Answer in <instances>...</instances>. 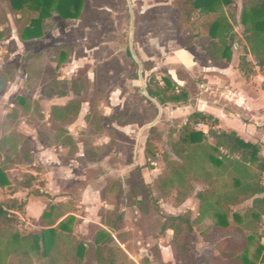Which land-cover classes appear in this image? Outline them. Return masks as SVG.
Listing matches in <instances>:
<instances>
[{
  "label": "rangeland",
  "instance_id": "obj_1",
  "mask_svg": "<svg viewBox=\"0 0 264 264\" xmlns=\"http://www.w3.org/2000/svg\"><path fill=\"white\" fill-rule=\"evenodd\" d=\"M255 1L234 0L231 8H224L236 56H241L245 44L242 11ZM32 16L36 17L19 14L9 0H0V167L7 168L11 183L0 188V204L15 196L21 201L29 198L31 191L20 184L30 180L29 174H37L32 191L48 194L42 197L48 210L55 200L61 204L58 223L72 218V233L86 245L81 264H150L159 242L171 245L163 230L171 226L170 216L188 219L187 211L196 206L189 201L182 207L175 191H160L157 179L166 173V153L183 122L171 119L172 105L160 118L162 106L150 97L147 86L167 72L165 62L174 51L186 49L202 57L209 25L218 16L199 14L190 0H84L79 19L63 21L54 14L45 22L40 40L19 41L16 34ZM8 82L10 89L3 95ZM62 94L67 95L66 103L79 102V117L71 125L44 121L42 99ZM26 125L54 147L61 161L58 167L66 170L63 176H55L54 164L45 168L42 157L31 162L30 141L22 129ZM60 130L72 136L74 158L57 142ZM226 180L224 176L222 182ZM245 209L234 212L243 216ZM19 218L24 227L17 225ZM8 219L15 221L0 232V264H52L42 257L41 248L29 261L7 259L15 246L12 236L25 238L21 245L32 247L31 237L40 231L25 212ZM185 229L174 230L179 264H191ZM256 238L248 257L252 264H264L254 255L264 243V224Z\"/></svg>",
  "mask_w": 264,
  "mask_h": 264
},
{
  "label": "trees",
  "instance_id": "obj_2",
  "mask_svg": "<svg viewBox=\"0 0 264 264\" xmlns=\"http://www.w3.org/2000/svg\"><path fill=\"white\" fill-rule=\"evenodd\" d=\"M11 8L20 14H31L29 23L20 32L23 41L39 39L43 36L44 23L57 14L61 20H77L84 10V0H9ZM194 10L204 16L216 15L218 18L209 25L208 33L211 43L209 56L218 63L221 59L231 60L232 26L224 15V8H231L234 0H190ZM244 27L245 48L240 57L239 71L247 79L256 75L255 68H259L264 75V0L245 6L240 18ZM1 40V34H0ZM253 57L254 63L248 61ZM165 87H160L153 79V90L149 88V95L157 98L162 105L168 102L181 103L185 95L171 86L167 79L163 80ZM264 87V84H263ZM81 106L77 101H71L66 107L52 108V116L64 125H71L79 117ZM204 124L209 128L207 134L197 131L195 127ZM219 120L201 112L193 113L180 129L179 136L172 143V151L177 160H167V174L159 181L160 191L170 194L176 192L177 199L184 201L194 192V183L204 182L207 186L198 192L199 214L193 221H183L181 218H171V226L179 232L182 227L190 233L191 226L213 220L209 230H223L220 240L226 236L229 239L221 242L220 251L230 259L229 264H252L248 253L250 245L256 241L264 224V158L261 147L243 141L236 132L219 128ZM74 156L77 147L66 130H60L56 137ZM210 140L213 144H210ZM222 150L226 155L222 154ZM7 168L0 167V188L11 187L6 174ZM226 182H222L223 177ZM27 181L21 182V188L39 196L40 191H32V182L36 178L29 175ZM222 185V189L220 188ZM16 192L13 194L15 195ZM251 202L245 209L244 215L235 213V209ZM26 201L11 198L0 204V232L4 228L13 227L11 214L24 212ZM57 208L50 206L42 216V230L39 235L31 237L37 248L42 249V257L50 258L52 264H81L85 259L86 245L79 242L70 228L72 218L68 222L58 223ZM233 219V222L230 219ZM58 227L54 228L56 224ZM241 226L246 233L238 229ZM236 227V229H234ZM166 229L164 226L163 230ZM186 234V237L188 236ZM102 236L98 241H104ZM1 241V238H0ZM27 241L17 235L12 236V245ZM11 244V243H10ZM241 250L242 254L237 256ZM256 258L264 263V246L258 244Z\"/></svg>",
  "mask_w": 264,
  "mask_h": 264
},
{
  "label": "crops",
  "instance_id": "obj_3",
  "mask_svg": "<svg viewBox=\"0 0 264 264\" xmlns=\"http://www.w3.org/2000/svg\"><path fill=\"white\" fill-rule=\"evenodd\" d=\"M44 33L45 23L43 36ZM16 38L19 41L28 42L23 41L20 38V33L16 34ZM41 38L35 40H40ZM206 42L207 45L200 50V53H202L203 55L202 57H196L193 52L188 51L186 49L176 50L173 53L174 56L171 55L166 59L165 65L168 66L167 72L165 74L163 73L162 77L155 76L154 79L159 82L160 87H165L163 80L167 79L170 82L171 86L177 90V92L184 93L186 97L184 102H168L164 105H162L157 98L152 97L158 101L160 106H162L163 110L160 113V118L163 116V114H165L169 105L174 106L175 109H173V111H175L171 113V119L180 118L183 122L180 128L178 129L177 134L174 135V141H176L179 136L180 129L186 124L187 119L193 113L201 112L207 115H211L219 120L220 129L225 131H234L243 141L259 145L261 147V155L264 158V75L260 72L259 68L257 67L255 68L256 75L250 77L249 79H247L242 73H240L238 67L240 57L245 54V44L241 56H236L234 50H232L231 60L229 62H227L226 59H221L218 61V63H216L209 56L208 48L211 43V39L209 38L208 31L206 36ZM248 61L254 63L253 57L251 55L248 56ZM150 70L151 68L148 71ZM151 83L147 86V88L149 87L153 90L154 88ZM9 84L10 82H8L7 85L1 91V93L3 92V95L6 94L5 90L7 88L10 89V87H8ZM66 97L67 95L62 94L53 97L49 96L42 99L40 106L42 110L41 114H46L44 117V121H56L52 116V108L66 107L70 103L64 102V99ZM167 114L168 112H166V115ZM159 121H161V119ZM198 125H201L200 129H198ZM198 125L195 127L197 131H201L205 134L208 133L209 128L206 125ZM22 129L25 133V136L30 141L31 162H33V159L36 161L37 158L41 159L42 157L44 159V162L42 163L46 164L45 168L46 166L48 168V165L54 164L56 166L55 176H63L66 170L63 165H61V167H58L57 163L60 164L61 161L58 155L55 153L54 147L52 145H45L41 141L40 133L36 130H33L30 125H26ZM209 142L210 144H213L212 140H210ZM172 143L170 151L166 153L168 155L167 160H177L172 151ZM75 156L76 155H74L73 158ZM165 167L166 173H164V175L160 176L157 179L158 185L159 181L167 174V163H165ZM69 168H72L71 164H69ZM29 175L33 176L34 178L37 177V174ZM206 187L207 186L204 182L194 183V194L192 193L193 196L191 194L183 201L182 207H187L190 203L189 201L195 203L196 206L195 208H192L187 211L186 214H188V219L180 217L182 216L181 214L170 217L181 218L183 221L193 222L199 214V202L196 198V195L198 192L202 191ZM40 194L41 195L39 196L31 194L29 198L24 200L27 202L24 211L25 216L30 217L37 222L36 224L40 228L38 235L42 232V230L46 229L41 227L40 223L43 214L48 211V204L45 205L42 200V197L48 194L43 193L42 191H40ZM51 195V198L54 199L55 194ZM12 198L20 200V198H17V196ZM55 201L51 202V205L56 207L58 210V207L61 204ZM250 204L251 202L246 203L245 205H242L240 207L244 206L245 208H247L248 206H250ZM60 210L63 211L61 208ZM63 212L65 213V211ZM71 215L73 216L75 214ZM209 221L212 222L210 219H207L204 222L191 226L186 246L187 252L191 257V264H229L230 259L227 258L224 253L220 251V245L222 241L229 239L230 236H226L220 240V234L223 233V230H209L210 226L212 225L211 224L210 226H208L207 222ZM56 227L57 226H55L54 228ZM237 228L246 233V231H244L241 226H238ZM234 229H236V227ZM165 233L170 237L169 244L171 245H169L168 247L162 241L159 242L157 257H155V259H151L150 264H179L176 251L177 248L174 246L173 241L175 235L174 228L170 225H167ZM72 235L79 241L75 233H72ZM184 243L185 242L182 243V247L184 246ZM21 244L22 243L19 242L15 246L10 247L11 252H8L10 254L7 257L8 260L13 263L19 262L21 260L29 261V259L33 257L32 252H36L40 249L37 248L34 243L30 244L32 247L28 245L22 246ZM261 245L264 246V243L262 242ZM253 248L254 245H250L249 250L251 251V249L253 250ZM241 254L242 251H240V255Z\"/></svg>",
  "mask_w": 264,
  "mask_h": 264
},
{
  "label": "built area",
  "instance_id": "obj_4",
  "mask_svg": "<svg viewBox=\"0 0 264 264\" xmlns=\"http://www.w3.org/2000/svg\"><path fill=\"white\" fill-rule=\"evenodd\" d=\"M200 127H201V125H198V129H200ZM222 154H223V155H226V152L222 150ZM20 219H21V218H19V220H18V224H17V225H18L19 227H24V223H23Z\"/></svg>",
  "mask_w": 264,
  "mask_h": 264
}]
</instances>
